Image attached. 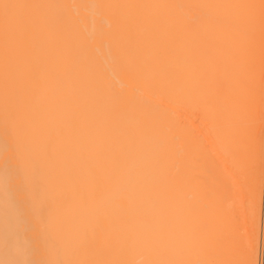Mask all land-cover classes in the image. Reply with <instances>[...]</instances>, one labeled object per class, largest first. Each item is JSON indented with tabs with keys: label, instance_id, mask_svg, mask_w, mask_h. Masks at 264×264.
<instances>
[{
	"label": "bare ground",
	"instance_id": "1",
	"mask_svg": "<svg viewBox=\"0 0 264 264\" xmlns=\"http://www.w3.org/2000/svg\"><path fill=\"white\" fill-rule=\"evenodd\" d=\"M262 158L264 0H0V264H255Z\"/></svg>",
	"mask_w": 264,
	"mask_h": 264
},
{
	"label": "rangeland",
	"instance_id": "2",
	"mask_svg": "<svg viewBox=\"0 0 264 264\" xmlns=\"http://www.w3.org/2000/svg\"><path fill=\"white\" fill-rule=\"evenodd\" d=\"M251 80L252 81H250V83H252V84H251V86H249L250 92H247V96H248V93L251 94V95H249L251 97V98L249 97L251 99L250 101H252V99H253L252 93H254V83H253L254 79L252 78ZM249 87H247V88H249ZM244 101H246V99H244ZM248 103L250 106V102H248ZM245 105H247V104L245 103ZM180 119L183 121L184 117L181 116ZM189 124L192 126H197L198 121H197V119L192 117L190 119ZM248 127L251 128L250 126H248ZM248 130H250V129H248ZM262 159H264V158H262ZM247 189H248V185L244 182V184L241 185V188L238 191V193L235 194L236 200L232 204L233 205L232 214L234 217V221L236 222V226L238 227V230L242 235L246 234L247 225H248L249 198H248V190ZM259 203L260 204H259V214H258V221H257V239H256L257 241H256V258H255L256 261H255V264H264V160H262L261 183H260V202Z\"/></svg>",
	"mask_w": 264,
	"mask_h": 264
}]
</instances>
